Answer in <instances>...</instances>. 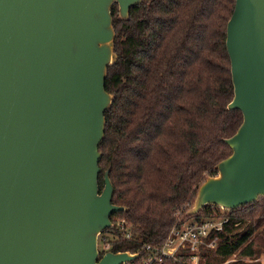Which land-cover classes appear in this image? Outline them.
Returning a JSON list of instances; mask_svg holds the SVG:
<instances>
[{"label":"water","instance_id":"water-1","mask_svg":"<svg viewBox=\"0 0 264 264\" xmlns=\"http://www.w3.org/2000/svg\"><path fill=\"white\" fill-rule=\"evenodd\" d=\"M142 0H0V264H127L105 251L113 225L109 169L98 184L105 88L116 61L111 5L127 19ZM233 97L242 121L231 152L197 186L188 215L264 196V0H235L226 25Z\"/></svg>","mask_w":264,"mask_h":264},{"label":"trees","instance_id":"trees-1","mask_svg":"<svg viewBox=\"0 0 264 264\" xmlns=\"http://www.w3.org/2000/svg\"><path fill=\"white\" fill-rule=\"evenodd\" d=\"M235 0H142L127 19L111 5L116 61L107 66L105 88L114 94L105 112L99 188L107 168L112 202L127 207L112 213L130 224L125 237L115 226L103 230L107 250L147 254L143 246L161 244L178 218L201 221L213 215L207 204L188 215L199 183L215 173L230 154L224 139L242 121L228 109L233 97L226 25ZM215 247L203 248V264H260L264 253V196L232 209ZM100 256L105 252L99 248ZM165 258L154 264H189Z\"/></svg>","mask_w":264,"mask_h":264},{"label":"built area","instance_id":"built-area-1","mask_svg":"<svg viewBox=\"0 0 264 264\" xmlns=\"http://www.w3.org/2000/svg\"><path fill=\"white\" fill-rule=\"evenodd\" d=\"M213 215L203 218L201 221L193 218H178L168 231L164 241L159 245L144 244L146 256L138 264H154L162 262L165 258H172L178 261L181 252L187 254L189 264H203V248L215 247L217 235L209 237L211 232L218 231L229 221L230 209L213 205ZM125 237L130 236V224L124 218H118L113 222ZM112 225V226H113ZM109 242L105 241L103 249L107 251ZM234 255L220 264H226L234 259ZM260 264H264V253L255 258Z\"/></svg>","mask_w":264,"mask_h":264},{"label":"rangeland","instance_id":"rangeland-1","mask_svg":"<svg viewBox=\"0 0 264 264\" xmlns=\"http://www.w3.org/2000/svg\"><path fill=\"white\" fill-rule=\"evenodd\" d=\"M191 206H192V205H190L189 207H191ZM100 234H101V233H100ZM100 234H99V236H98V248H103L104 243L100 242V239H101Z\"/></svg>","mask_w":264,"mask_h":264}]
</instances>
